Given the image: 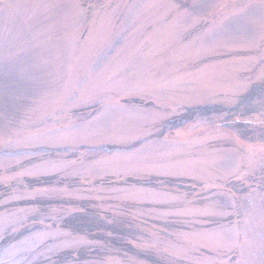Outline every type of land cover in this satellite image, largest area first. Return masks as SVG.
Here are the masks:
<instances>
[{"label":"rangeland","instance_id":"rangeland-1","mask_svg":"<svg viewBox=\"0 0 264 264\" xmlns=\"http://www.w3.org/2000/svg\"><path fill=\"white\" fill-rule=\"evenodd\" d=\"M0 264H264V0H0Z\"/></svg>","mask_w":264,"mask_h":264},{"label":"bare ground","instance_id":"bare-ground-1","mask_svg":"<svg viewBox=\"0 0 264 264\" xmlns=\"http://www.w3.org/2000/svg\"><path fill=\"white\" fill-rule=\"evenodd\" d=\"M119 150V148H117Z\"/></svg>","mask_w":264,"mask_h":264}]
</instances>
